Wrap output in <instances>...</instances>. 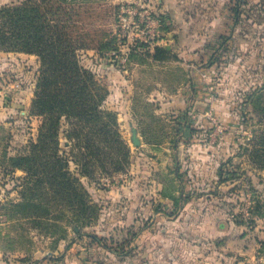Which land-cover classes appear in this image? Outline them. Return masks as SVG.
Here are the masks:
<instances>
[{"label": "rangeland", "instance_id": "1", "mask_svg": "<svg viewBox=\"0 0 264 264\" xmlns=\"http://www.w3.org/2000/svg\"><path fill=\"white\" fill-rule=\"evenodd\" d=\"M65 5L75 7L74 53L108 89L102 109L117 117H105L101 135L119 134L130 151L115 170L107 144L110 172L69 163L87 195L58 196L15 167L44 120L32 111L42 64L0 50V264L65 255L85 264H264V0ZM179 88L185 101L168 108ZM70 127L63 117L59 149L71 155Z\"/></svg>", "mask_w": 264, "mask_h": 264}, {"label": "trees", "instance_id": "2", "mask_svg": "<svg viewBox=\"0 0 264 264\" xmlns=\"http://www.w3.org/2000/svg\"><path fill=\"white\" fill-rule=\"evenodd\" d=\"M65 4L66 0H25L1 5L0 50L34 53L42 64L32 111L44 120L37 140L31 143V154L13 158L15 167L28 170L38 183H48L58 196L66 190L70 196L87 195L80 175L69 163L73 162L76 170L99 164L108 171L111 164L118 170L130 149L119 134L115 138L101 135L109 130L105 117H113L116 125L117 117L102 109L108 89L74 53L75 25L69 23L68 16L75 15V7ZM156 51L164 53L166 49L156 46ZM63 117L71 123L66 134L72 140L71 155L59 149ZM107 144L113 149L109 165L103 158ZM81 194L82 207L87 208Z\"/></svg>", "mask_w": 264, "mask_h": 264}, {"label": "crops", "instance_id": "3", "mask_svg": "<svg viewBox=\"0 0 264 264\" xmlns=\"http://www.w3.org/2000/svg\"><path fill=\"white\" fill-rule=\"evenodd\" d=\"M165 1L173 2V0H165ZM7 2H8V0H0V6L7 3ZM180 90H181V88H179L177 90V94H175L173 96V100L172 99L167 100L168 102H167L166 106H168V108H169V106L174 105L175 103L178 106V104H179L178 101H185L183 96L186 93V89H184L182 92ZM32 93H33V88H31V94ZM31 99H30V101H31ZM50 260H51V264H53V259H50ZM42 263H44V261ZM56 264H85V263L83 261L79 260L77 258V256L73 257V255H71V256L65 255V256H63V258H61V260L59 262L57 261Z\"/></svg>", "mask_w": 264, "mask_h": 264}, {"label": "water", "instance_id": "4", "mask_svg": "<svg viewBox=\"0 0 264 264\" xmlns=\"http://www.w3.org/2000/svg\"><path fill=\"white\" fill-rule=\"evenodd\" d=\"M131 140L135 146L141 145V139L138 135L137 129L134 127L132 128Z\"/></svg>", "mask_w": 264, "mask_h": 264}]
</instances>
